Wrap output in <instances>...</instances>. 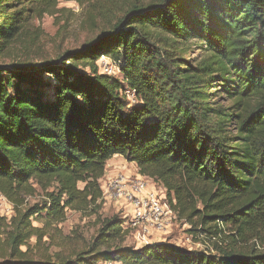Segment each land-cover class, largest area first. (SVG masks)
Listing matches in <instances>:
<instances>
[{
    "label": "trees",
    "instance_id": "obj_1",
    "mask_svg": "<svg viewBox=\"0 0 264 264\" xmlns=\"http://www.w3.org/2000/svg\"><path fill=\"white\" fill-rule=\"evenodd\" d=\"M61 1L101 30L35 63V21ZM192 41L205 56L191 59ZM102 56L120 79L100 72ZM116 156L165 189L190 234L221 244L126 246L115 216L67 252L58 224L99 212ZM38 189L45 200L27 207ZM0 195L15 210L0 216V264H264V0H0Z\"/></svg>",
    "mask_w": 264,
    "mask_h": 264
},
{
    "label": "rangeland",
    "instance_id": "obj_2",
    "mask_svg": "<svg viewBox=\"0 0 264 264\" xmlns=\"http://www.w3.org/2000/svg\"><path fill=\"white\" fill-rule=\"evenodd\" d=\"M132 3L140 2L141 4H148L153 0H122ZM59 9L62 12L57 16H45L41 21H35V25L40 26L43 35L38 46L31 49L29 52L30 58L35 63L40 61L41 55H48L57 57L59 54L68 50L80 48L87 40L97 37L101 27L96 31L90 30L87 23L88 18L86 10L80 7L76 2L61 1ZM115 17V15H114ZM113 20V19H112ZM111 20V21H112ZM192 54L191 59H199L206 55L198 42L192 41ZM100 72L108 74L114 78L120 79L121 74L118 66L114 60L106 56H102L98 61ZM44 77H49L45 75ZM132 96V95H131ZM132 98V97H131ZM129 98L130 100H133ZM223 102L224 99L222 98ZM225 103V102H223ZM139 175L137 165L124 159L123 157L116 156L111 159L106 168V174L101 180V187L104 192V198L100 204V209L97 214H91L88 210L86 212L67 211L65 220L58 224V229L62 231V238L68 239V247L65 248L67 252L85 249L91 244L93 239L98 235L101 227L100 223L104 219L112 218L115 216L121 217L125 222L130 218L127 205L122 200H115L110 190L113 180L118 177H125L126 180L136 179ZM155 190L160 196L166 195L165 189L159 185L154 184ZM38 193L26 199V206L30 207L36 203L45 200V196L38 189ZM171 221L170 230L167 234L162 236L171 245H176L184 250L205 252L209 251L210 241L203 239V236H195L189 233L191 225L184 219H181L177 213ZM0 216L6 218L8 221L15 216V210L12 203H10L4 196L0 195ZM36 227H42V224L33 221ZM128 234L125 237L124 244L136 248L143 247L148 238L153 241V237H145L141 231L135 228L124 229ZM225 234H229L226 230ZM48 238L46 237L41 246L37 244L36 238H32L29 242L33 251L40 248H48ZM23 251L26 247L21 248ZM59 248H51L50 253H56ZM211 252V251H209ZM102 262L100 264H106ZM114 263V262H111ZM121 264V263H115Z\"/></svg>",
    "mask_w": 264,
    "mask_h": 264
},
{
    "label": "built area",
    "instance_id": "obj_3",
    "mask_svg": "<svg viewBox=\"0 0 264 264\" xmlns=\"http://www.w3.org/2000/svg\"><path fill=\"white\" fill-rule=\"evenodd\" d=\"M132 95V96H131ZM131 99L133 93H129ZM153 180L138 175L136 179L126 180L125 177H118L112 181L110 190L115 200H122L128 207L129 219L124 222V229H138L145 237L149 238L146 244L166 242L162 236L170 230L171 221L176 215L168 204L167 196H160L155 190ZM125 231V230H124ZM213 243L221 244L220 237L212 238ZM106 264H115L107 262Z\"/></svg>",
    "mask_w": 264,
    "mask_h": 264
}]
</instances>
